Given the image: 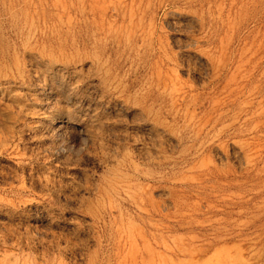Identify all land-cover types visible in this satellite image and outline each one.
I'll return each mask as SVG.
<instances>
[{"label": "rangeland", "instance_id": "rangeland-1", "mask_svg": "<svg viewBox=\"0 0 264 264\" xmlns=\"http://www.w3.org/2000/svg\"><path fill=\"white\" fill-rule=\"evenodd\" d=\"M0 264H264V0H0Z\"/></svg>", "mask_w": 264, "mask_h": 264}, {"label": "bare ground", "instance_id": "bare-ground-1", "mask_svg": "<svg viewBox=\"0 0 264 264\" xmlns=\"http://www.w3.org/2000/svg\"><path fill=\"white\" fill-rule=\"evenodd\" d=\"M239 56H241V54H239ZM236 69H237V67H236ZM236 69H235V70H236ZM239 73H240V71H239ZM250 73H251V72H250ZM250 73H249V74H250ZM249 74H248V75H249ZM250 75H251V74H250ZM242 80H244V74H239V80H238V81H242Z\"/></svg>", "mask_w": 264, "mask_h": 264}]
</instances>
